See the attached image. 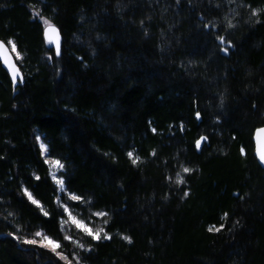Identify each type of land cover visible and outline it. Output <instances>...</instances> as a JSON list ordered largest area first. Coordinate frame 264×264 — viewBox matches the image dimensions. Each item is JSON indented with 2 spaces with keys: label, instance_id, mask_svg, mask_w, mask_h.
Returning <instances> with one entry per match:
<instances>
[{
  "label": "trees",
  "instance_id": "1",
  "mask_svg": "<svg viewBox=\"0 0 264 264\" xmlns=\"http://www.w3.org/2000/svg\"><path fill=\"white\" fill-rule=\"evenodd\" d=\"M0 38V264H264V0H0ZM66 191L108 238L65 239Z\"/></svg>",
  "mask_w": 264,
  "mask_h": 264
},
{
  "label": "rangeland",
  "instance_id": "2",
  "mask_svg": "<svg viewBox=\"0 0 264 264\" xmlns=\"http://www.w3.org/2000/svg\"><path fill=\"white\" fill-rule=\"evenodd\" d=\"M45 24H47V23L45 22ZM9 46L11 48V44H9ZM13 53L15 54L16 58L20 57V54H19V57H17V53H19L17 50H16V52H13ZM38 139H39L40 144L45 145V143L42 139V134L38 133ZM129 152L133 153L132 150H130ZM44 153H45L46 160L49 162L51 174H52L54 180L56 181V183L58 185V189L61 193H64L65 192L64 186L61 185L60 183H58V181L62 180V176L59 174V172L63 169V167L56 166L54 164V162L58 161V160L56 158L48 155L46 153V151H44ZM133 157H134V155H133ZM66 194H67V198H66V201L64 202L65 203V207H64L65 214L61 218L60 225H61V228L64 232L65 237L66 236L70 237V239H68V240L71 242L72 246H74L76 248H82V247L86 248V245H84V243H83V238H85V236L92 237L91 235H88L87 232L85 230H83V228L77 227L76 223H74L72 220L73 217L75 218V220L77 222H82L83 225L87 226V228H90L93 231L103 229V232L101 233V237H106V236L108 237L109 234L106 232L105 227H104V224L106 221V215H104V216L97 215V213H106V212L103 209H93L90 211H86L82 207L84 205H83V201L81 199H72L73 195L80 197L77 193H75L73 191H66ZM32 199L35 200L34 198H32ZM72 200H78L79 204L78 205L73 204ZM37 204H39V203H37ZM38 232L42 233L43 235L50 237L48 234H46L42 230H38L37 233ZM50 238L54 241H57L56 239H54L52 237H50ZM41 239H42V237L35 236L31 240H36L38 244L42 245L40 243ZM48 248L51 249V247H48ZM57 252H59L63 256H65V252L62 251L61 246L57 249ZM81 264H84V263H81Z\"/></svg>",
  "mask_w": 264,
  "mask_h": 264
},
{
  "label": "water",
  "instance_id": "3",
  "mask_svg": "<svg viewBox=\"0 0 264 264\" xmlns=\"http://www.w3.org/2000/svg\"><path fill=\"white\" fill-rule=\"evenodd\" d=\"M51 25H53L56 29V33L52 34V38L50 39V34L47 32L48 23L43 26V35L45 40L51 43L55 55L59 56L61 53V45H62V34L60 32L59 27L53 23L50 22ZM0 42H3L5 47L7 48V51L5 52L3 49H0V62L2 67L6 70L8 73L10 79L12 80L13 84H16L18 81H20L23 78L22 70L19 66V63L17 62V59L15 57V54L12 52L9 44L0 38ZM57 43L59 45V52L57 51ZM7 60V63L5 61ZM13 65L15 67V70L18 71V75L16 79H13L12 72L14 70ZM264 129V124L259 125L255 127L253 131V141H254V154L258 160V162L264 166V161L261 160L260 155L262 152H264V131H260Z\"/></svg>",
  "mask_w": 264,
  "mask_h": 264
},
{
  "label": "snow or ice",
  "instance_id": "4",
  "mask_svg": "<svg viewBox=\"0 0 264 264\" xmlns=\"http://www.w3.org/2000/svg\"><path fill=\"white\" fill-rule=\"evenodd\" d=\"M255 14V13H254ZM48 23V28H47V32L50 34V39L52 38V34H55L56 33V29L53 25H51L50 22H46ZM220 40L221 42H224V38L223 37H220ZM9 44H11V50L12 52H16V45L9 41ZM0 49H3L5 52L7 51V48L5 47V45L3 44V42H0ZM57 51L59 52V45L57 43ZM225 51H227V49L225 48ZM17 57H19V53H17ZM5 63H7V60L5 61ZM13 72H12V76H13V79L15 80L17 75H18V71L15 70V67L13 65ZM260 131H264V129L260 130ZM206 139V137H202L201 140H204ZM200 145V141H197V147H199ZM41 148L42 150L44 151H47V148L45 145L41 144ZM129 157H133V153H128ZM260 158L262 161H264V152L261 153L260 155ZM139 160V157H135L133 158V163H136L137 161ZM54 164L58 167H63V165L59 162V161H55ZM184 172H189L191 171V169H188V168H184L183 169ZM180 182H183V180L181 179ZM58 183H60L61 185H63V181L60 180L58 181ZM185 195H187V193H185ZM28 196H29V199H32V196H31V193H28ZM72 199H80V197H77L75 195L72 196ZM33 203H38L37 201L33 200ZM47 213H45L46 215ZM97 215H101V216H104V215H107L106 213H97ZM73 222L76 223L77 227H81L83 228V230H85L87 232L88 235H91L94 239H100L101 238V233L103 232V229H99V230H96V231H93L92 229L90 228H87V226L83 225L82 222H77L75 220V218L73 217L72 218ZM106 222V221H105ZM219 231V228H215V227H210L209 228V231ZM36 236L38 237H42L40 243L45 246V247H51V250L53 252H56L58 256H61L62 259H65L67 260V257H64L61 253L57 252V249L60 247V243L58 241H54L52 240L50 237L46 236V235H43L42 233H36ZM105 238H108L107 236ZM65 239H70V237H65ZM125 239H128V237H125ZM27 243H37L36 240H30V241H26ZM69 264H71V262L69 261Z\"/></svg>",
  "mask_w": 264,
  "mask_h": 264
},
{
  "label": "bare ground",
  "instance_id": "5",
  "mask_svg": "<svg viewBox=\"0 0 264 264\" xmlns=\"http://www.w3.org/2000/svg\"><path fill=\"white\" fill-rule=\"evenodd\" d=\"M256 157V156H255Z\"/></svg>",
  "mask_w": 264,
  "mask_h": 264
}]
</instances>
